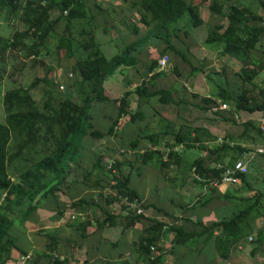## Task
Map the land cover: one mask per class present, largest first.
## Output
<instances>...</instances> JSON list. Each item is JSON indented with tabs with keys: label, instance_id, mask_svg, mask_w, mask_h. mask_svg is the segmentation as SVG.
<instances>
[{
	"label": "trees",
	"instance_id": "trees-1",
	"mask_svg": "<svg viewBox=\"0 0 264 264\" xmlns=\"http://www.w3.org/2000/svg\"><path fill=\"white\" fill-rule=\"evenodd\" d=\"M121 1L132 17H138L140 26L146 29V33L124 44L120 51L107 58L95 39V33L98 28L107 31L114 8L110 9L96 0H0V64L5 65L7 59L12 64L13 53L31 59L32 66H44L46 58L56 62L74 60L70 71L76 78V81L65 86L56 78L51 81L48 75H44L35 77L29 84L7 90L4 94L0 88L5 114L3 123H0V190L4 193L0 207V264L12 263L28 253L17 240L23 235H17L13 230L16 221L25 230V223L34 220V216L45 217L54 222L61 220L68 209L78 213L85 207L92 206L89 199L81 198V192H84L82 186L87 189L102 187L98 199L101 203L99 205H102L100 210L105 213L106 208L115 207L129 225L139 219L135 210L127 207L129 203L138 208L142 204L136 192L129 187V176L121 173L120 162L115 161L117 184L112 185L110 176L104 180L106 173H102L105 178L100 177L102 158L99 155H92L90 169L83 165V160L90 154L84 146V140L87 137L98 140L112 135L114 124L123 116H129V121L135 125H147L148 118L141 109L142 104H147L152 97H157L158 103L167 107L183 103L181 100H174L172 90L156 88L157 79L163 76L158 63L167 57V53H174L188 61L185 54L176 48L174 40L178 39L180 31L189 36L186 29L205 25L201 17L204 3H208L209 15L220 19L218 23L207 27L204 44L217 48L219 59L224 57L237 62L239 68L235 76L241 85L234 92L227 83L219 85L211 95L202 98L201 103L194 106L211 111L220 104H232L233 110L228 111L231 113L224 110L212 112L215 117L232 124H235L234 116L245 115L244 113L264 115V88L257 87L254 83L256 77L264 74V0H254L258 10L241 5L238 0H234V3H229L230 0ZM185 15H188L187 20H184ZM2 23L8 29L13 24L14 30L9 36L3 35L5 27L3 28ZM74 25L79 26L74 29ZM128 30L138 36L137 25L130 24ZM150 36L158 40L153 43L155 46L163 47L159 56L142 64L141 48L147 45L145 39ZM184 49L188 51L187 46ZM189 64L194 71L201 73L205 67L204 63L197 67L191 62ZM142 65L145 69L141 72L139 66ZM126 70L144 75L139 77L140 81L134 89H129L132 81L126 79V90L122 95L111 97L108 89H115V86L109 82L125 76ZM222 70L224 67H220L219 71ZM206 78L211 80L210 75ZM132 95L137 98L134 111H130L129 98ZM101 103H112L116 107V116L111 125L100 132L92 123V109ZM168 123L171 130L175 123ZM241 126L242 133L239 137H242L243 142L249 141L255 146L264 145L260 127L254 120L248 119ZM143 129L138 128L129 144L130 148L137 151L135 160L140 164L152 165L165 178H168L170 169L188 162L186 172H194L202 180H217L226 167H232L244 153L249 152V149L241 145L230 147L225 141L208 148L216 137L203 126L191 128L180 125L176 132H164L166 138L157 133L142 135ZM143 140L153 147L161 146V150L141 148ZM180 146L181 149H178ZM196 149L210 154L205 158L207 162L202 158L193 161L187 159L185 154ZM232 160L234 161L230 164ZM12 176L16 177L17 183L12 181ZM247 176L248 173L238 179L246 188L249 187ZM254 197L261 200L264 199V194L254 192L243 201L248 202ZM255 206V203H251L230 220L203 227L205 233L220 230V236L215 239L220 258H228L229 250L246 236L243 230L249 227L246 224ZM43 210L46 212L41 215ZM106 216L101 226H105L112 218V214L107 213ZM72 217L74 226L83 224L80 220H75V215ZM171 230L176 244H183L194 238L193 234L184 233L181 229ZM248 232L253 235L256 251L264 243V226L255 230L250 226ZM14 235L18 237L14 239ZM53 238L57 241L55 235ZM152 242L153 239L143 242L146 260L151 264L158 259L153 253ZM75 244L76 241L73 240V248ZM13 251L15 255L12 254ZM52 262L59 264L56 259Z\"/></svg>",
	"mask_w": 264,
	"mask_h": 264
},
{
	"label": "rangeland",
	"instance_id": "rangeland-1",
	"mask_svg": "<svg viewBox=\"0 0 264 264\" xmlns=\"http://www.w3.org/2000/svg\"><path fill=\"white\" fill-rule=\"evenodd\" d=\"M104 6H109V8H114V14L111 16L110 22L107 24L106 32L103 31L102 28H98L95 33V39L97 43L100 45V49L103 54L107 58H111L116 52L120 51L124 44L133 41L137 37H142L146 33V29L140 26L138 21V17L135 15L132 17L130 11L125 4L122 3L121 0H96ZM241 5H247L252 7L253 9L258 10L257 2L254 0H238ZM129 2V1H128ZM127 2V5H129ZM234 3V0H230L229 3ZM208 3H204L201 7V17L203 18L205 25L198 28H189L186 29L189 32V36L185 35L182 31L177 34L178 39L174 40L176 48L183 54H185L188 61H184L181 57L175 55L174 53L165 54L168 57L166 67L162 70L163 76L159 77L156 81V88L158 89H170L172 90L173 98L176 101H182L179 106L169 105L163 106L161 103H158L157 97H152L151 100L146 104H142V111L145 113V117L148 118V123L145 125L144 123H138L135 125L129 121V116H123L120 119L118 118L116 123L114 124V130L112 135L105 136L102 139H94L92 137H87L84 140V146L87 151L90 153L88 157L83 160V165L88 169L91 168V164L93 163L92 155H99L102 158V165L100 170V177L105 178L104 175L106 173V178L110 176L109 164L111 161L115 160L120 162L121 165V173L126 175V170L131 171L128 176L129 179H133V183L135 185H139L142 181L151 180V173L154 174L156 170L154 167L145 166L142 164H137V169L135 166L133 169L129 168L127 163L131 165L135 163L133 161L134 156L137 155V151L130 148V141H132L138 131V128H144L142 135H147L150 133H157L160 137L163 138L166 136L163 134L166 131L176 132L180 125H187L191 128L195 127H205L209 132L216 137L215 142L210 143L211 147L220 145L219 139L226 142L228 145L235 146L241 145L244 143V147L249 149V152L244 153L243 161L247 163L249 166V172L247 179L251 185H249V189L245 188L242 184H223L224 190L232 193L233 195H237L239 197L245 196L250 198L254 192H260L264 194V156L256 154V149L258 147L263 146H255L251 145L249 141H242V137H239V134L242 133L241 124L248 119L254 120L257 126L260 125V119L262 117H244L241 115L238 117L234 116L235 124L231 122L221 120L210 111L200 110L198 107L194 106V104H200L202 98H206L208 95H211L215 88L219 85L224 86L226 83L229 85L230 89L234 92L241 82L235 76V73L238 71V64L233 59H226L224 57L219 59L218 49L214 47H207L204 44V39L206 37V29L207 27L212 26L220 21V19L216 16H210L208 9ZM110 8V9H111ZM188 19V15L184 16V20ZM130 24H135L139 27L138 36L132 34L128 30V26ZM3 28L5 24H1ZM11 28H6L2 30L4 36H9L10 33L14 30L13 24L10 25ZM79 25H74V29ZM184 29V28H183ZM153 32V31H152ZM154 33V32H153ZM147 45L143 46L141 49L140 60L141 63H146L148 60H152V58H156L159 56V51L163 47V45L155 46L153 43H157L158 40L154 38V36L148 37L145 39ZM149 44V45H148ZM188 47V51L184 48ZM261 48V46H259ZM14 61L5 62V65L0 64V88L2 90V94L5 91L17 88L22 86L23 84H29L35 77H43L44 75H48V79L51 81L55 80V78L65 86H69L72 81H76L74 74L70 71L71 65L74 63V60L66 61L60 60L58 62L46 58L44 62V66H40L39 64L33 65L31 64V59H26L20 54L13 53ZM164 57V56H163ZM192 63L196 67L199 66L200 63H204V68L201 72L194 71L189 63ZM43 67H48L47 69ZM143 67V68H142ZM176 67V70H174ZM220 67L224 70L219 71ZM3 69V70H1ZM141 72L144 71L145 66H139ZM49 70V72H47ZM45 72H47L45 74ZM140 72V73H141ZM220 73V74H219ZM71 74V77L69 76ZM144 75L137 73L134 70H126L125 76H119L120 78L114 79L109 83L114 84L115 89H108V93L111 97H120L122 93L126 90V79L132 81V87L129 89H134L138 82L140 81V76ZM210 75L211 80H207L206 76ZM122 78V79H121ZM214 82V83H213ZM254 83L257 87L264 88V74H260L255 78ZM40 91V90H39ZM58 91H61L59 89ZM41 92V91H40ZM256 95V94H255ZM34 96V95H33ZM35 98V96H34ZM130 103V111H134L137 106V98L132 95L129 98ZM232 109V108H231ZM233 110V109H232ZM231 113V112H228ZM4 109L2 105V98H0V123L4 121ZM116 116V107L112 103L107 104H97L92 109V123L95 128L100 132L107 129L108 126L111 125L112 121ZM169 121H173L175 124L172 125L171 130H169ZM138 127V128H137ZM229 137V139L227 138ZM227 139V140H225ZM160 143V142H159ZM150 143H145V141H141V148H151L148 146ZM161 149V147H157ZM156 149V148H155ZM136 152V153H135ZM202 153V151H200ZM200 152L198 149L194 151H189L190 153V161H193L200 156ZM210 155V154H209ZM212 158V157H211ZM212 160V159H211ZM232 160L230 164L233 162ZM139 163V162H138ZM214 163V162H213ZM173 169H170L172 171ZM104 173V175L102 174ZM108 176V177H107ZM12 181L17 183L16 177L12 176ZM151 182V181H150ZM101 186L87 189L82 186L84 190L83 193L87 194L88 197L92 196L91 203L95 206L100 203L98 199V193L102 191ZM4 198V193L0 190V207L2 205ZM160 201V200H159ZM158 202V201H156ZM251 203H255V209L252 211L251 215L248 218L246 225L247 226L243 233L250 236L249 228L253 227L255 230L257 226H264V199L252 198L248 202L240 201L234 205L235 210L243 211L248 205ZM45 210H43L41 215H44ZM72 210H66V214L69 215ZM18 219V218H17ZM72 220V215L70 217ZM27 226V230L25 231L20 223L17 221L14 224V231L16 234L23 235L19 240L20 244L24 247H28L27 238L31 239L33 243H36V248L38 250H42L44 239L37 237V232L34 230L38 226V224L31 226V220L25 223ZM29 226L30 229H29ZM38 229V227H37ZM17 234V235H18ZM30 234V235H29ZM12 236L16 239L18 236ZM29 235V236H28ZM247 236V237H248ZM245 242H248L249 246H253V241H249V239ZM250 238V237H249ZM249 251H251L249 249ZM17 255L16 258H18ZM248 257V256H247ZM249 259V257L247 258ZM249 264H254L253 261H249Z\"/></svg>",
	"mask_w": 264,
	"mask_h": 264
},
{
	"label": "crops",
	"instance_id": "crops-1",
	"mask_svg": "<svg viewBox=\"0 0 264 264\" xmlns=\"http://www.w3.org/2000/svg\"><path fill=\"white\" fill-rule=\"evenodd\" d=\"M225 105L227 108L224 111L233 109L232 104ZM244 114V117H262L260 123L264 119V115L259 113ZM148 146H151L152 150H161L157 148L161 146L153 147L151 144ZM208 148L211 146L208 145ZM208 154L204 150L200 152L199 158L205 159ZM256 154L264 156V154ZM185 155L190 159L189 152ZM243 158L244 154L239 159L243 160ZM135 159L136 156L133 159L134 164L127 163L129 168L133 169L136 165L135 169H137V164L140 163ZM181 164L182 166L170 171L168 178L163 177L156 169L154 174L151 173V180L144 179L138 186L133 183V179H129V187L136 192L142 204L139 207L141 213L137 214L139 219L130 225L124 216L118 214L117 209L112 207L106 208V212L112 214L110 222L101 226L107 213L100 210L102 205L95 206L92 203L89 208L85 207L78 213L72 210L69 215L65 213L61 220L54 222L51 219L46 220L45 217L34 216L31 226L38 224V229L32 226L37 232L34 235L44 239V242L43 249L38 250L36 243L28 239L30 237L27 238L28 247L22 249L32 254L29 264H53L54 259L58 260L59 264H151L146 260L143 248L146 239H153V253L158 256L152 264H249V261H253L254 264H264V243L254 251V244L248 247L249 243L245 242L248 233L241 242L229 250L228 258H220L215 244V239L221 234L220 230L205 233L203 227L230 220L239 212L234 209V206L236 207L234 204L243 201L245 196L239 197L238 194L233 195L222 189L223 184L215 183L214 179H204L200 182L196 180L198 176L194 172H186L188 162ZM131 171L126 170V175ZM238 184L244 186L241 182ZM81 193V198L89 199L91 202L92 196L88 197L87 194ZM71 215H75V220H80L83 224L74 226L73 220L70 219ZM115 215L118 217H114ZM262 220L261 225L256 229L263 227ZM172 228L193 234L194 238L183 244H176L173 242ZM53 235L56 236L57 241L54 240ZM251 235L247 240L253 237ZM73 240L76 241L75 248L72 245ZM49 246L54 251L50 250ZM12 254L16 253L13 251ZM17 260L9 264H16Z\"/></svg>",
	"mask_w": 264,
	"mask_h": 264
},
{
	"label": "built area",
	"instance_id": "built-area-1",
	"mask_svg": "<svg viewBox=\"0 0 264 264\" xmlns=\"http://www.w3.org/2000/svg\"><path fill=\"white\" fill-rule=\"evenodd\" d=\"M167 60H168L167 57H164L159 61V63H158L159 64V71L164 70V68L166 67L165 65L167 63ZM226 108L227 107L225 104H220L217 108H213L211 110V112L215 113L218 110H226ZM260 131H261V135L264 139V119L261 120ZM219 142H220V144H222L223 143L222 139H219ZM178 149H181V146ZM178 149H174V151H176ZM256 153L263 155L264 154V145L259 147L256 150ZM115 165H116L115 160L111 161L109 164V167L111 169H108L112 185L117 184L115 177H117L118 171H117V168ZM247 173H248V166L242 159H240V160L236 161L232 167H226L222 172L221 178L217 179L215 181V183L235 185L238 183L239 176L246 175ZM196 180L202 182V179L200 177H196ZM127 207L129 209L135 210L136 214L141 213V210L137 207V205L129 203V204H127ZM251 240H252V238L250 237L249 241H251ZM31 258H32L31 254L22 255L21 257H19L16 264H27L31 260Z\"/></svg>",
	"mask_w": 264,
	"mask_h": 264
},
{
	"label": "clouds",
	"instance_id": "clouds-1",
	"mask_svg": "<svg viewBox=\"0 0 264 264\" xmlns=\"http://www.w3.org/2000/svg\"><path fill=\"white\" fill-rule=\"evenodd\" d=\"M27 254H31V253H27ZM26 255V254H25ZM32 255V254H31ZM19 259V258H18ZM32 259V258H31ZM27 264H29V262L27 263Z\"/></svg>",
	"mask_w": 264,
	"mask_h": 264
}]
</instances>
